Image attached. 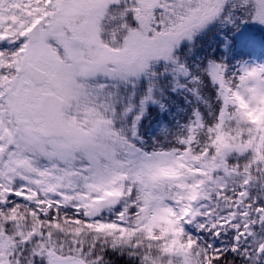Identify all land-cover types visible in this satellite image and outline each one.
I'll return each instance as SVG.
<instances>
[{"label": "snow or ice", "instance_id": "1", "mask_svg": "<svg viewBox=\"0 0 264 264\" xmlns=\"http://www.w3.org/2000/svg\"><path fill=\"white\" fill-rule=\"evenodd\" d=\"M0 264H264V0H0Z\"/></svg>", "mask_w": 264, "mask_h": 264}, {"label": "trees", "instance_id": "2", "mask_svg": "<svg viewBox=\"0 0 264 264\" xmlns=\"http://www.w3.org/2000/svg\"><path fill=\"white\" fill-rule=\"evenodd\" d=\"M258 54V53H257Z\"/></svg>", "mask_w": 264, "mask_h": 264}]
</instances>
